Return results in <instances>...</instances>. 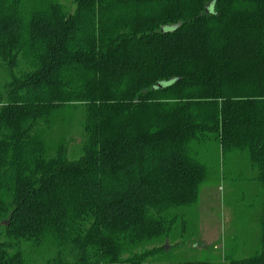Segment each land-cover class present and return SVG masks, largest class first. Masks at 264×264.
Segmentation results:
<instances>
[{
	"label": "trees",
	"instance_id": "1",
	"mask_svg": "<svg viewBox=\"0 0 264 264\" xmlns=\"http://www.w3.org/2000/svg\"><path fill=\"white\" fill-rule=\"evenodd\" d=\"M73 3L0 0V264H219L216 177L264 264V0Z\"/></svg>",
	"mask_w": 264,
	"mask_h": 264
},
{
	"label": "rangeland",
	"instance_id": "2",
	"mask_svg": "<svg viewBox=\"0 0 264 264\" xmlns=\"http://www.w3.org/2000/svg\"><path fill=\"white\" fill-rule=\"evenodd\" d=\"M62 2L66 5L68 9L74 10L75 4L73 0H62ZM210 8L213 9V4L210 3ZM71 130L74 134L73 145L74 147L72 151L69 153L70 158H77L79 146H80V132ZM234 191V190H233ZM232 189L230 188V184L225 180H220L217 177L212 178L210 183L204 186L201 199L199 203V213H200V221H199V231L200 237L202 241V245H196V251L193 252L191 250H186L185 254L189 257H193L192 255H199L200 251L203 248H208L212 246L214 248V252H208V256L213 254V257H220L221 260L219 264H226L222 259V253L224 248V242L227 236H231L234 231L233 224V214L231 207L225 202V199L231 195L234 196ZM245 213V212H243ZM242 217V213H241ZM239 217V218H241ZM243 215V221L240 220L239 224H243L245 222ZM248 222V221H246ZM246 225V224H245ZM250 235L253 236V233H256V226L252 223H248L246 226ZM236 230V228H235ZM258 232V227H257ZM257 246V239L253 238L251 247L254 248ZM202 253V252H201ZM157 264V263H152Z\"/></svg>",
	"mask_w": 264,
	"mask_h": 264
},
{
	"label": "water",
	"instance_id": "3",
	"mask_svg": "<svg viewBox=\"0 0 264 264\" xmlns=\"http://www.w3.org/2000/svg\"><path fill=\"white\" fill-rule=\"evenodd\" d=\"M8 223L7 222H4L3 225H7Z\"/></svg>",
	"mask_w": 264,
	"mask_h": 264
}]
</instances>
